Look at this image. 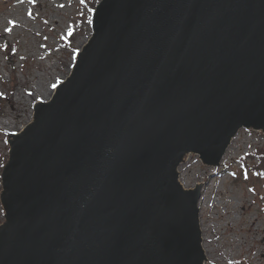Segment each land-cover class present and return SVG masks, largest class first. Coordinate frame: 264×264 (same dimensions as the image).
Segmentation results:
<instances>
[{
    "label": "water",
    "instance_id": "95a60500",
    "mask_svg": "<svg viewBox=\"0 0 264 264\" xmlns=\"http://www.w3.org/2000/svg\"><path fill=\"white\" fill-rule=\"evenodd\" d=\"M92 29L11 134L0 264H203L176 168L264 127V0H101Z\"/></svg>",
    "mask_w": 264,
    "mask_h": 264
},
{
    "label": "rangeland",
    "instance_id": "374dc122",
    "mask_svg": "<svg viewBox=\"0 0 264 264\" xmlns=\"http://www.w3.org/2000/svg\"><path fill=\"white\" fill-rule=\"evenodd\" d=\"M99 2L0 0V96L6 98L0 102V122H9L0 123V228L5 223L1 174L11 153L10 134L30 125L34 104L50 98L71 75L91 38ZM27 90L38 95L30 98ZM259 155L264 156V130L243 126L218 165L186 152L177 166L184 188L203 185L199 218L207 264H264V174L251 167ZM244 163L251 167L247 174Z\"/></svg>",
    "mask_w": 264,
    "mask_h": 264
},
{
    "label": "bare ground",
    "instance_id": "6f19581e",
    "mask_svg": "<svg viewBox=\"0 0 264 264\" xmlns=\"http://www.w3.org/2000/svg\"><path fill=\"white\" fill-rule=\"evenodd\" d=\"M0 36H2V34L0 33ZM248 89L246 88V91H247ZM27 95H28V97H30V98H33V97H36V95H38V93H36V92H33V91H31V90H27ZM242 98V101L243 100H245V97H241ZM48 99V98H47ZM46 99V100H47ZM19 100H22V101H24V100H26L27 101V99L24 97V96H20V99ZM25 102V101H24ZM38 103H35L34 104V106L35 105H37ZM32 115V114H31ZM1 124H9V122H7L6 120H3V121H1L0 122ZM26 128V126L25 127H23L18 133H20V132H22L24 129ZM203 238V237H202ZM202 248H203V250H204V252L206 251V249H205V247H204V245H203V243H202ZM206 259V258H205ZM204 264H207V260H205L204 261Z\"/></svg>",
    "mask_w": 264,
    "mask_h": 264
},
{
    "label": "trees",
    "instance_id": "16d2710c",
    "mask_svg": "<svg viewBox=\"0 0 264 264\" xmlns=\"http://www.w3.org/2000/svg\"><path fill=\"white\" fill-rule=\"evenodd\" d=\"M4 101V99H3V97L2 96H0V102H3ZM0 107H1V105H0ZM260 169V170H264V156L263 155H261V157H260V162H259V164L256 166V168L255 169Z\"/></svg>",
    "mask_w": 264,
    "mask_h": 264
},
{
    "label": "snow or ice",
    "instance_id": "6c2138e0",
    "mask_svg": "<svg viewBox=\"0 0 264 264\" xmlns=\"http://www.w3.org/2000/svg\"><path fill=\"white\" fill-rule=\"evenodd\" d=\"M81 2H83V0H81Z\"/></svg>",
    "mask_w": 264,
    "mask_h": 264
}]
</instances>
